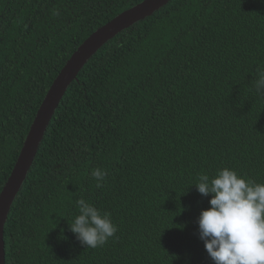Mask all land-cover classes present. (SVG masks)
<instances>
[{
    "label": "trees",
    "instance_id": "trees-1",
    "mask_svg": "<svg viewBox=\"0 0 264 264\" xmlns=\"http://www.w3.org/2000/svg\"><path fill=\"white\" fill-rule=\"evenodd\" d=\"M144 0H0V193L77 48ZM264 0H171L105 44L65 92L4 227L5 264H214L198 235L225 167L264 183ZM107 177L96 187L95 168ZM85 198L118 231L69 230Z\"/></svg>",
    "mask_w": 264,
    "mask_h": 264
},
{
    "label": "clouds",
    "instance_id": "clouds-1",
    "mask_svg": "<svg viewBox=\"0 0 264 264\" xmlns=\"http://www.w3.org/2000/svg\"><path fill=\"white\" fill-rule=\"evenodd\" d=\"M254 88L264 96V67L257 68ZM91 177L96 187H102L107 172L98 167ZM195 186L203 196H211L210 207L201 211L197 223L199 238L214 264H264V183L225 167L212 177L199 175ZM76 205L79 214L69 230L82 246L96 249L115 237L118 228L110 213L85 198Z\"/></svg>",
    "mask_w": 264,
    "mask_h": 264
},
{
    "label": "water",
    "instance_id": "water-1",
    "mask_svg": "<svg viewBox=\"0 0 264 264\" xmlns=\"http://www.w3.org/2000/svg\"><path fill=\"white\" fill-rule=\"evenodd\" d=\"M171 0H144L94 31L72 54L52 82L30 127L17 162L0 193V264H5L4 227L14 200L34 163L40 143L65 92L86 63L125 29L148 18Z\"/></svg>",
    "mask_w": 264,
    "mask_h": 264
}]
</instances>
